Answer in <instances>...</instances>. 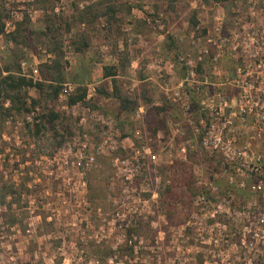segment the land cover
<instances>
[{
  "label": "rangeland",
  "instance_id": "374dc122",
  "mask_svg": "<svg viewBox=\"0 0 264 264\" xmlns=\"http://www.w3.org/2000/svg\"><path fill=\"white\" fill-rule=\"evenodd\" d=\"M235 10L243 12L241 0H0V76L16 65L13 75L43 85L19 91V112L0 93V264H108L113 256L118 264L184 257L218 264L197 229L243 262L237 233L244 216L264 213V194L251 190L264 184V140L253 135L252 114H235L243 90L264 85V72L235 74L253 67L241 56L248 49L240 55L229 42L213 60L216 48L205 43L217 38L214 18H222V37L241 32L232 24ZM157 15L160 28L151 21ZM252 25L242 30H263L264 17ZM17 29L14 44L8 36ZM192 40L208 54L173 102L185 77L178 57L196 58ZM56 84L54 97L47 86ZM81 91L82 101L70 104ZM216 94L226 102L217 115ZM246 94L245 112L260 95ZM201 100L213 111L201 109ZM207 130L218 140L206 138L202 148ZM83 138L93 161L77 167L75 143Z\"/></svg>",
  "mask_w": 264,
  "mask_h": 264
},
{
  "label": "built area",
  "instance_id": "2783aa9c",
  "mask_svg": "<svg viewBox=\"0 0 264 264\" xmlns=\"http://www.w3.org/2000/svg\"><path fill=\"white\" fill-rule=\"evenodd\" d=\"M243 2V12H239L238 10H235L233 12V21L232 24L238 31L237 33L233 34L231 39H228L226 37H222L220 34V30L222 29V18H214L215 21V27L214 32L217 34L216 40H212L210 37H206L205 43L212 44L216 48V54L213 57V60L220 57V53L222 52V48L225 46V44L229 42H233V46L231 47V51H236L237 49L240 51V55L242 52V49H248L246 53H244L243 57H247L249 60H252V66H243L242 68L238 67L235 70V74H248V75H258L259 72H264V25L263 26H257L258 28H263V30H257V28L254 31H251L250 33H245L242 28L244 26L253 28L252 22L257 20V16L262 15L264 17V7L258 8L255 5L254 2L251 0H241ZM203 9L204 7L201 6ZM263 9V10H262ZM148 23L149 20H147ZM153 24H156L158 28L160 16L157 15L156 18L151 20ZM260 31V32H259ZM242 34V35H241ZM237 38V40H236ZM191 44L194 45V47L197 49L196 58L194 60H190L188 58H179L178 61L182 62V65L185 69V77L184 79L178 84L176 90L172 91V96L170 95V98L173 102H177L179 99V94L185 95L183 92L184 85H188L195 82V77L197 74V66L201 63V59L208 54L207 49L205 47L199 46L198 40H192ZM242 44H247V46H241ZM240 56V57H241ZM21 71H25V67L27 66L26 62L22 61L19 64ZM253 71V72H252ZM29 77L33 78L37 74L36 68L29 67ZM24 76V74H22ZM193 87V86H192ZM195 94L201 93L198 86L193 87ZM249 89H252L255 93L260 94L254 97V102H252V106L245 112L244 107H241V99L246 100L248 95L246 94ZM70 86H67L62 89V97L65 99L70 94ZM248 91L246 92L243 90L242 96L239 97L238 105L236 114L237 116H240V119L242 120V116L252 114L253 116V135L258 139L264 140V102H260V99L264 98V85L263 86H254V87H248ZM60 92V93H61ZM59 97L61 95L59 94ZM61 97V98H62ZM216 105H217V112L214 110V114L217 115L218 111H220L221 108L226 107V102L224 98L220 94L215 95ZM183 102V101H181ZM180 102V103H181ZM180 106L183 109H186V105L180 104ZM199 106L201 109H208L212 110L214 109L213 105L209 104L208 102H204L203 100L199 101ZM35 109L30 111L31 116H35ZM234 116V113L231 114ZM29 120V117L26 118ZM203 119L198 120V125H203ZM228 123V122H227ZM176 129V128H175ZM178 131V129H176ZM207 135V137H206ZM206 138H212L215 139L213 136H211L210 130H207L204 132V136L201 138L200 145L202 148H206ZM74 142V141H73ZM75 151L78 154V159L75 161V165L77 167L80 166L82 162H84V165H88L93 161V157L89 153V148L87 147V143L85 142L84 138L80 141H76L75 143ZM242 153H238V155H241ZM155 156H150V159L154 160ZM121 165L123 162H119ZM137 165V164H136ZM124 166V165H122ZM138 166H136L137 168ZM257 168H254V171H256ZM251 190L256 193H263L264 194V184L261 182H257L256 184H253L251 186ZM244 225L239 233H237V246L238 249L242 252L243 255V262L241 264H254V261L258 258V264H264V213H251L250 216H244ZM198 234V241L202 244L204 250L207 252H216L217 262L218 264H240L237 262V260H231L226 256V244L225 241H220L216 238H211L210 241L204 240L206 231L203 229H197ZM196 240V239H195ZM217 248V249H215ZM174 251L176 253H180L181 255H186L188 252L187 250H180L177 245H174ZM215 249V250H214ZM190 260V258L184 257L183 260H180L176 264H190L187 261ZM235 261V262H234ZM108 264H118L115 260V256L109 258ZM121 264V263H120ZM172 264H175V261H173ZM215 264V263H214Z\"/></svg>",
  "mask_w": 264,
  "mask_h": 264
},
{
  "label": "trees",
  "instance_id": "16d2710c",
  "mask_svg": "<svg viewBox=\"0 0 264 264\" xmlns=\"http://www.w3.org/2000/svg\"><path fill=\"white\" fill-rule=\"evenodd\" d=\"M19 29V28H18ZM14 30V32H12L8 37L9 39L15 44V37H18L17 36V32L19 30ZM2 33V27L0 25V34ZM3 72L5 73L4 76H0V93L4 92L3 95H4V99L5 100H8L11 104L10 107H12V109L16 110V111H22L24 110V105L25 103H23L22 101H20L21 97H19V91L24 89V88H35L38 92L42 91V88H43V85L40 84V83H32L30 80H27V79H24L22 77H18V75H13V73H18V66H14L11 68L10 65H6L4 68H3ZM105 75L106 76H113L114 73L113 72H105ZM57 85L56 86H47L49 89L52 90V95L55 97L57 92H58V88H57ZM84 97V93L83 91H81L79 94L77 95H74L72 98L69 99V103L70 104H75L77 102H80L82 101ZM18 103V105H14ZM34 102H32L33 104ZM53 115H50V119H53Z\"/></svg>",
  "mask_w": 264,
  "mask_h": 264
},
{
  "label": "crops",
  "instance_id": "0c3cea01",
  "mask_svg": "<svg viewBox=\"0 0 264 264\" xmlns=\"http://www.w3.org/2000/svg\"><path fill=\"white\" fill-rule=\"evenodd\" d=\"M191 3H193V2H191ZM191 3H190V6H191ZM193 5V4H192ZM218 6V5H217ZM220 8V7H219ZM189 13H190V16H191V20H192V24L191 25H194V24H196V10H194V7L193 6H191V9H190V11H189ZM156 64H158L157 62H156ZM98 64H96V66H97ZM154 68H156V69H159V67L158 66H156L154 63L153 64H151ZM103 77V76H102ZM103 78H105V77H103Z\"/></svg>",
  "mask_w": 264,
  "mask_h": 264
}]
</instances>
